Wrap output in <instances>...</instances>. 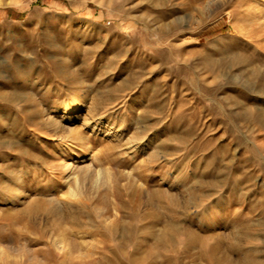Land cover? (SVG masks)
<instances>
[{"label":"rangeland","instance_id":"374dc122","mask_svg":"<svg viewBox=\"0 0 264 264\" xmlns=\"http://www.w3.org/2000/svg\"><path fill=\"white\" fill-rule=\"evenodd\" d=\"M0 225L20 264H264V0H0Z\"/></svg>","mask_w":264,"mask_h":264},{"label":"bare ground","instance_id":"6f19581e","mask_svg":"<svg viewBox=\"0 0 264 264\" xmlns=\"http://www.w3.org/2000/svg\"><path fill=\"white\" fill-rule=\"evenodd\" d=\"M96 192H99V187L98 188H95L94 189ZM112 190V192H115V190H116V187H114V188H112L111 189ZM108 193H110V191H106L104 194H108ZM107 199V198H106ZM106 201V200H105ZM104 201V202H105ZM107 204V203H106ZM104 207V209H106L107 207H105V206H103ZM108 210H109V208H107V212H108ZM108 217H109V215H108ZM18 230H19V234H17V235H13V233H5V231L3 232V230H2V225H0V264H20L19 263V261H17V256H18V258H19V256L20 255H13V257L14 256H16L15 257V261L16 262H13L12 261V258H10V254H11V252H9L10 250V248H14V249H16L17 251H20L22 254H29V252H31V248H29L28 246H27V243H26V241L24 240V241H22V239L24 238H27V236H25L23 233H21L20 232V230L21 231H27V230H25V229H23L22 227H19L18 228ZM23 237V238H22ZM45 239H46V243H45V245L44 246H41V247H38V248H36L35 249V252L36 253H38L40 250H42V252L44 253V255H45V257L46 258H48L49 259V257H51V255L52 254H54V252H55V250L58 248H63L64 246H63V241L64 240H58V239H53V240H51L50 238H48V237H45ZM28 240V239H27ZM12 242V241H14L13 243L15 244V245H11V244H9L10 242ZM22 241V242H21ZM9 242V243H8ZM44 242V241H43ZM65 244V243H64ZM65 248L66 247H64V250H65ZM63 250V251H64ZM41 252V251H40ZM32 255V254H31ZM23 257H24V255H22ZM29 258V257H28ZM27 259V258H26ZM19 260H21L20 258H19ZM29 261V260H28ZM73 262V261H72ZM32 263V262H31ZM23 264V263H22ZM25 264H30V262L29 263H25ZM35 264H44V263H42V262H39V261H36L35 262Z\"/></svg>","mask_w":264,"mask_h":264}]
</instances>
